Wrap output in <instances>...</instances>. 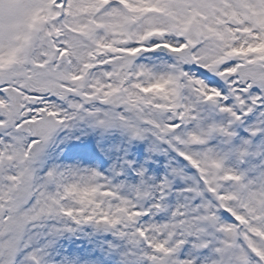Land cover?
Listing matches in <instances>:
<instances>
[{"label":"snow or ice","instance_id":"1","mask_svg":"<svg viewBox=\"0 0 264 264\" xmlns=\"http://www.w3.org/2000/svg\"><path fill=\"white\" fill-rule=\"evenodd\" d=\"M0 264H264V0H0Z\"/></svg>","mask_w":264,"mask_h":264}]
</instances>
